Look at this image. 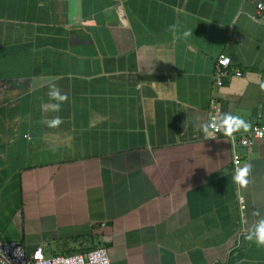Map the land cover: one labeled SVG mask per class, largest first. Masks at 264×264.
<instances>
[{
  "label": "crops",
  "instance_id": "1",
  "mask_svg": "<svg viewBox=\"0 0 264 264\" xmlns=\"http://www.w3.org/2000/svg\"><path fill=\"white\" fill-rule=\"evenodd\" d=\"M253 11L249 0H0V239L48 255L104 245L110 264H264L244 238L264 215V138L234 148L252 165L241 188L228 136L200 128L212 96L264 124ZM49 81L69 98L59 113L41 109ZM55 115L58 128L41 122Z\"/></svg>",
  "mask_w": 264,
  "mask_h": 264
},
{
  "label": "built area",
  "instance_id": "2",
  "mask_svg": "<svg viewBox=\"0 0 264 264\" xmlns=\"http://www.w3.org/2000/svg\"><path fill=\"white\" fill-rule=\"evenodd\" d=\"M254 2V11L252 17L263 21L264 25V0H249ZM229 57L223 53L217 55L212 75V86L221 84V78L228 72L227 65ZM235 73H238L235 69ZM231 102L224 106L213 96L209 98L208 109L206 113L205 124L213 117L231 114ZM247 131L240 130L232 136H228L231 146L232 169L236 171L240 163V155L234 149L236 145L247 147L257 139L264 138V124L259 122H250ZM209 135L215 136L222 131H216L209 128ZM239 202L242 199L239 198ZM242 206V205H240ZM0 264H110L107 251L104 245H97L86 249L85 251H76L70 253L45 254L40 245L35 246L29 252H26L18 240L0 239Z\"/></svg>",
  "mask_w": 264,
  "mask_h": 264
},
{
  "label": "clouds",
  "instance_id": "3",
  "mask_svg": "<svg viewBox=\"0 0 264 264\" xmlns=\"http://www.w3.org/2000/svg\"><path fill=\"white\" fill-rule=\"evenodd\" d=\"M168 30L173 33L176 39L181 38L180 35H177V25H170ZM192 35V30H186L183 32L184 38ZM47 87L48 102L43 104L41 109L44 112L59 113L62 105L68 101V95L67 93H62L59 86L54 81H49ZM41 122L49 128H58L64 123V120L59 115H55L50 118H45ZM249 127L250 125L244 119L231 114L213 117L208 123L200 126L201 130L205 133L209 131V128H213L216 131H222L228 136H232L235 132L240 130L247 131ZM206 138H215V136H207ZM251 171V163H245L238 167L233 176L234 182L241 188H247L251 182L249 179ZM253 215L258 219L246 229L244 238L250 244H255L257 247H264V215L261 214L260 210H256Z\"/></svg>",
  "mask_w": 264,
  "mask_h": 264
}]
</instances>
